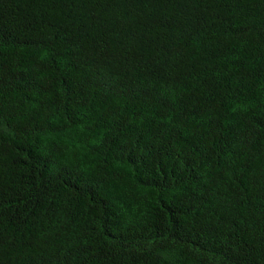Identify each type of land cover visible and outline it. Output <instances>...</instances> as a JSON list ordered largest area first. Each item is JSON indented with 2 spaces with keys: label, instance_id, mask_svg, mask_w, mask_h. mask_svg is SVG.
Listing matches in <instances>:
<instances>
[{
  "label": "trees",
  "instance_id": "obj_1",
  "mask_svg": "<svg viewBox=\"0 0 264 264\" xmlns=\"http://www.w3.org/2000/svg\"><path fill=\"white\" fill-rule=\"evenodd\" d=\"M0 264H264V0H0Z\"/></svg>",
  "mask_w": 264,
  "mask_h": 264
}]
</instances>
